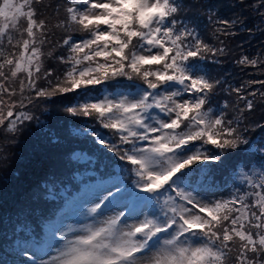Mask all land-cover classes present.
<instances>
[{"label":"snow or ice","instance_id":"6c2138e0","mask_svg":"<svg viewBox=\"0 0 264 264\" xmlns=\"http://www.w3.org/2000/svg\"><path fill=\"white\" fill-rule=\"evenodd\" d=\"M236 3L264 23V0ZM185 7L184 0H0V128L15 135L33 120L18 111L25 99L61 97L66 113L108 130L106 138L84 129L123 162L86 178L76 174L81 187L69 208L79 222L53 221L43 242L18 246L26 258L19 264H264V140L257 147L243 135L256 92L223 88L226 80L199 63L226 49L184 22ZM46 10L56 18L52 27ZM216 23L224 36L244 26L238 16ZM52 28L81 35L49 48ZM57 48L66 54L54 55ZM48 59L62 70L46 68ZM236 63L256 68L264 60L242 55ZM120 78L128 82L122 90ZM101 86L117 90L92 96ZM217 89L236 95L231 118L227 102L210 106ZM238 150L258 157L237 168L245 190L206 200L201 193L214 180L203 165Z\"/></svg>","mask_w":264,"mask_h":264},{"label":"trees","instance_id":"16d2710c","mask_svg":"<svg viewBox=\"0 0 264 264\" xmlns=\"http://www.w3.org/2000/svg\"><path fill=\"white\" fill-rule=\"evenodd\" d=\"M51 2L54 4L56 0ZM256 2L245 0L249 5ZM45 3H49V0H45ZM184 3V22L195 27L208 43L226 49L225 55L215 59L209 57L199 63L206 66L214 78L226 80L223 88L227 89L228 85L245 86L244 95L256 92L255 98L248 97L254 100L255 109L250 114L246 113L248 119L244 126L248 127V131L243 135L259 147L264 140V130L255 125L257 122L264 124V97L260 95L264 92V86L248 82L264 80V65L242 68L236 61L242 55L264 60V23L248 7L239 6L236 0H184ZM38 7L43 8V5ZM213 12L217 15L209 19ZM43 16L49 17V27L56 23L50 10L44 11ZM237 16L244 21V26L238 24L231 29L234 35L224 36L216 32V28L222 27L216 23L218 18L231 20ZM246 29L253 31L250 33ZM69 34L74 38L81 35L52 28V44L47 47H53ZM61 53L66 54L63 49L57 48L54 55ZM45 67L61 71L63 66L55 59H48ZM127 84L124 78H120L121 90ZM41 86H46L43 81ZM116 90L101 86L91 95L100 96L105 91ZM225 102L229 104L227 111L231 118L236 114L233 105L238 103L235 93L217 89L210 106L219 110ZM24 104L25 107L18 111L31 113L33 120L26 121L15 135L0 128V264H19L21 259L26 258L19 255L18 246L34 239L43 241L46 229L56 219L59 210L73 202L78 195L81 181L74 178L76 174L86 178L93 170L108 171L123 163L95 144L94 137L84 131L85 128L89 131L95 128L108 138L111 136L108 130L102 129L91 118L73 117L66 113L65 107L70 106L67 100L61 97L52 100L34 98L31 103L25 99ZM86 156L91 158V163L84 159ZM256 159L258 157L238 150L236 153H226L222 162L203 165L214 180L208 191L223 188L234 191L237 186L244 191L245 186L241 183L237 168ZM256 166L253 163V167ZM132 179L130 175L126 176L129 185Z\"/></svg>","mask_w":264,"mask_h":264},{"label":"rangeland","instance_id":"374dc122","mask_svg":"<svg viewBox=\"0 0 264 264\" xmlns=\"http://www.w3.org/2000/svg\"><path fill=\"white\" fill-rule=\"evenodd\" d=\"M233 193V191L230 188H224L217 192H202L201 194L204 196L206 200H216V199H227L229 196ZM76 198V197H75ZM75 198L72 200L74 204ZM56 220H62L65 224L74 225L79 222L80 218L73 214L71 209L68 207L65 210H62L58 215ZM55 220V221H56ZM50 227V226H49ZM48 227V228H49ZM43 255V254H41ZM46 258V257H44Z\"/></svg>","mask_w":264,"mask_h":264}]
</instances>
